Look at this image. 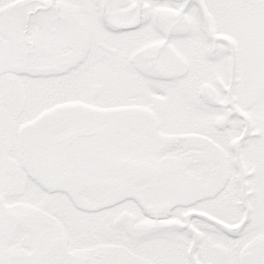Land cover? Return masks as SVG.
<instances>
[{
    "label": "snow or ice",
    "instance_id": "1",
    "mask_svg": "<svg viewBox=\"0 0 264 264\" xmlns=\"http://www.w3.org/2000/svg\"><path fill=\"white\" fill-rule=\"evenodd\" d=\"M0 264H264V0H0Z\"/></svg>",
    "mask_w": 264,
    "mask_h": 264
}]
</instances>
